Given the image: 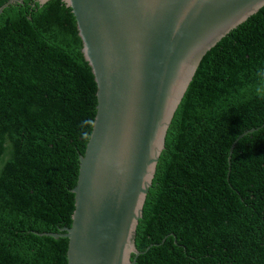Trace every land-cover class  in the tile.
Here are the masks:
<instances>
[{
	"label": "trees",
	"instance_id": "16d2710c",
	"mask_svg": "<svg viewBox=\"0 0 264 264\" xmlns=\"http://www.w3.org/2000/svg\"><path fill=\"white\" fill-rule=\"evenodd\" d=\"M80 48L58 2L0 17V264L66 263L67 240L41 234L70 226L95 113ZM133 244V264H264V6L199 61Z\"/></svg>",
	"mask_w": 264,
	"mask_h": 264
},
{
	"label": "water",
	"instance_id": "95a60500",
	"mask_svg": "<svg viewBox=\"0 0 264 264\" xmlns=\"http://www.w3.org/2000/svg\"><path fill=\"white\" fill-rule=\"evenodd\" d=\"M46 2L74 18L96 103L70 189V226L41 235L67 240L65 264H133L172 115L202 56L264 0H0V17Z\"/></svg>",
	"mask_w": 264,
	"mask_h": 264
}]
</instances>
